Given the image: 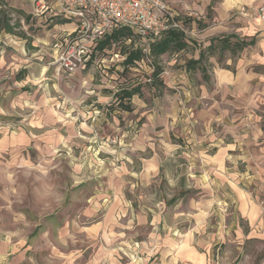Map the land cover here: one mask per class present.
I'll use <instances>...</instances> for the list:
<instances>
[{
	"label": "clouds",
	"instance_id": "obj_1",
	"mask_svg": "<svg viewBox=\"0 0 264 264\" xmlns=\"http://www.w3.org/2000/svg\"><path fill=\"white\" fill-rule=\"evenodd\" d=\"M0 264H264V0H0Z\"/></svg>",
	"mask_w": 264,
	"mask_h": 264
}]
</instances>
